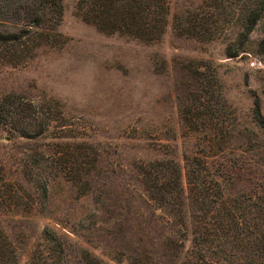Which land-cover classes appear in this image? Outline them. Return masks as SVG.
<instances>
[{"label":"rangeland","instance_id":"1","mask_svg":"<svg viewBox=\"0 0 264 264\" xmlns=\"http://www.w3.org/2000/svg\"><path fill=\"white\" fill-rule=\"evenodd\" d=\"M201 1L166 0L163 37L143 44L99 33L81 20L75 0H61L59 46L21 67L0 68V97L15 94L44 116L23 120L20 129L33 139L0 136L5 178L21 185L35 204L30 213L0 210V231L13 245L18 264H28L46 228L65 241L67 264H99L96 259L115 264L136 252L148 264H173L161 249L174 234L165 215L147 201L136 172L141 163L171 160L183 167L185 157H205L225 196L264 195V182L256 176L263 156L235 151L245 149L241 140L233 152H209L203 138L181 124L179 105L196 88V71L216 83L237 130L252 129L253 96L264 117V55L258 52L264 17L243 54L228 58L223 40L200 42L173 32L174 19L194 12ZM45 118L44 134L34 137ZM257 138L252 142L264 147V133ZM74 145L87 152L93 166L92 194H79L56 171L25 175L23 165L49 163L59 157L52 152ZM184 246L190 248L189 240Z\"/></svg>","mask_w":264,"mask_h":264},{"label":"trees","instance_id":"2","mask_svg":"<svg viewBox=\"0 0 264 264\" xmlns=\"http://www.w3.org/2000/svg\"><path fill=\"white\" fill-rule=\"evenodd\" d=\"M81 20L99 33L118 35L143 44L159 42L168 25L166 0H75ZM63 17L61 0H0V68H18L39 52L56 49L61 40L58 29ZM264 17V0H202L194 12L173 21V32L200 42L223 40L225 56L237 58L249 36ZM264 55V39L258 44ZM196 88L179 105L183 128L203 138L205 149L221 155L235 143L245 146L235 151L264 157V147L254 144L264 133L260 101L253 96L251 126L240 132L236 118L221 99L216 83L195 72ZM15 94L0 97V136L9 133L33 139L20 129L23 120L42 114ZM46 121L34 137L42 136ZM57 148H59L57 146ZM52 152L59 156L49 163L23 165L25 175L33 171L46 176L61 174L79 194L93 192V166L79 145ZM147 201L165 215L174 234L162 245L163 258L173 264H264V195L250 193L233 197L223 194L208 171L205 157H185L184 166L171 160L141 163L136 167ZM57 175V173H56ZM256 176L264 182V166ZM42 196L45 198L46 191ZM34 200L17 183H10L0 165V210L30 213ZM189 240L190 248L184 244ZM65 241L51 229H44L28 264H67ZM96 261L103 264L100 260ZM148 264L141 253L127 255L115 264ZM0 264H18V256L0 231Z\"/></svg>","mask_w":264,"mask_h":264}]
</instances>
